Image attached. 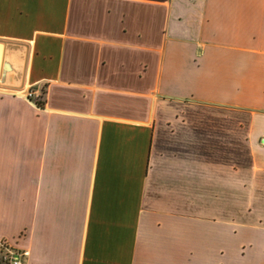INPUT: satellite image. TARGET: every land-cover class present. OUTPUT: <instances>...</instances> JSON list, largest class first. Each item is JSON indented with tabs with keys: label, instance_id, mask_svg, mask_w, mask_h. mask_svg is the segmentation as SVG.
<instances>
[{
	"label": "crops",
	"instance_id": "0c3cea01",
	"mask_svg": "<svg viewBox=\"0 0 264 264\" xmlns=\"http://www.w3.org/2000/svg\"><path fill=\"white\" fill-rule=\"evenodd\" d=\"M0 39L24 264H264V0H0Z\"/></svg>",
	"mask_w": 264,
	"mask_h": 264
},
{
	"label": "water",
	"instance_id": "95a60500",
	"mask_svg": "<svg viewBox=\"0 0 264 264\" xmlns=\"http://www.w3.org/2000/svg\"><path fill=\"white\" fill-rule=\"evenodd\" d=\"M10 52H16L17 55L14 77L9 79L0 71V85L19 89L23 85L27 46L21 42L0 39V70L5 67L7 55Z\"/></svg>",
	"mask_w": 264,
	"mask_h": 264
},
{
	"label": "built area",
	"instance_id": "2783aa9c",
	"mask_svg": "<svg viewBox=\"0 0 264 264\" xmlns=\"http://www.w3.org/2000/svg\"><path fill=\"white\" fill-rule=\"evenodd\" d=\"M24 96L31 102L38 105V99L41 98V94L36 93L32 88H29ZM0 264H24L21 253L11 249L4 243H0Z\"/></svg>",
	"mask_w": 264,
	"mask_h": 264
},
{
	"label": "rangeland",
	"instance_id": "374dc122",
	"mask_svg": "<svg viewBox=\"0 0 264 264\" xmlns=\"http://www.w3.org/2000/svg\"><path fill=\"white\" fill-rule=\"evenodd\" d=\"M42 102H43V99H42V97L40 98V99H38V103H40V104H42ZM199 202H201L200 204L202 205V206H204V204H206V206H207V216H215V215H212V213L213 212H219L220 210H218V209H213L214 207H219L218 206V204H219V200H205V201H199V200H197V203H199ZM227 202L228 201H225L224 200V203H226L227 204ZM232 203V201L230 202H228V205L229 204H231ZM201 206V207H202ZM203 208V207H202ZM225 208H227V207H225ZM218 216H220V215H218ZM217 216V217H218Z\"/></svg>",
	"mask_w": 264,
	"mask_h": 264
},
{
	"label": "trees",
	"instance_id": "16d2710c",
	"mask_svg": "<svg viewBox=\"0 0 264 264\" xmlns=\"http://www.w3.org/2000/svg\"><path fill=\"white\" fill-rule=\"evenodd\" d=\"M40 105V103H38Z\"/></svg>",
	"mask_w": 264,
	"mask_h": 264
}]
</instances>
